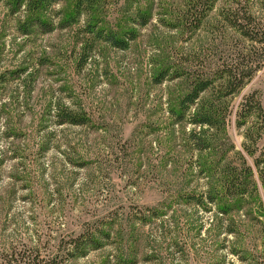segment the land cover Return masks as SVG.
Wrapping results in <instances>:
<instances>
[{"label": "rangeland", "instance_id": "obj_1", "mask_svg": "<svg viewBox=\"0 0 264 264\" xmlns=\"http://www.w3.org/2000/svg\"><path fill=\"white\" fill-rule=\"evenodd\" d=\"M119 1L97 10L119 11L118 26L137 29L126 49L86 45L81 31L85 16L61 28L72 0H56L48 8L42 19L52 23L50 32L36 27L28 34L21 30L28 15L24 6L15 9L14 0H0V260L6 243L28 251L38 242L46 253L44 244L49 239L52 243L57 232L78 230L84 219H101L108 210H117L102 220L110 236L69 264H116L122 217L133 240L121 249L135 264H264V192L259 181L263 204L248 198L228 216L215 205L164 202L169 182L196 190L206 185L190 169L196 150L183 142L192 125L176 122L168 110L183 88L181 80L169 74L161 83L154 81L167 59L209 73L235 43L228 46L227 39L236 33L229 27L226 32L224 14L236 13L240 21L249 16L263 30L260 0H217L200 27L190 31L169 24L187 9L188 0H142L150 12L143 26L123 22L125 1ZM253 91L264 115V59L229 101L227 131L241 151L245 130L237 128L235 110ZM57 105L86 114L89 122L58 124ZM263 117L252 114L245 124L260 132L258 147L264 146ZM42 137L47 140L44 148ZM114 155L118 161L108 173ZM246 158L253 163L251 156ZM83 161L85 166L77 164ZM164 176L173 181L163 184ZM151 207L159 215L143 223L141 217L146 219Z\"/></svg>", "mask_w": 264, "mask_h": 264}, {"label": "trees", "instance_id": "obj_2", "mask_svg": "<svg viewBox=\"0 0 264 264\" xmlns=\"http://www.w3.org/2000/svg\"><path fill=\"white\" fill-rule=\"evenodd\" d=\"M14 1L12 8L19 9L20 6H24L28 11L26 20L21 24L23 32L31 33L36 27L43 28L44 32L52 30V23L42 18L56 0ZM110 1L114 4L120 2L119 0H72V9L63 16L59 25L61 28L72 26L85 16L86 21L81 26V31L87 36L86 45L99 42L113 48L126 49L129 43L136 39L138 31L134 27L118 26V23H121L118 18L119 11L112 12L113 15L117 14L116 17H113L112 13L104 12L105 9H102L103 13L99 12V8L108 5ZM121 1H125V3L121 2L126 15L124 23L137 26L147 24L150 12L148 8L141 6L142 0ZM216 1L188 0L187 9L177 14L174 17L175 21L169 23L170 26L196 30L213 9ZM133 3L139 4L137 8L132 9ZM260 4L264 9V0H260ZM223 17L226 20V32H229L227 29L229 27L236 33L233 39H227L228 46L234 40L235 43L232 44L234 46L229 47L230 50H227L228 55L214 65L209 73L199 72V68L187 70L182 63L167 59L162 63L154 81L161 83L169 74V77L181 80L183 88L178 94L175 106L169 107L168 110L176 122L186 120L192 125L185 132L183 142L189 150H196L194 160L190 161V169L194 170L192 174L195 177L205 179L206 185L204 189L196 190L178 185L180 181L174 184L169 182L168 188L164 191L167 194L164 202L171 204L174 201L184 200L205 208L207 205H215L219 214L228 216L238 210L248 198L254 197L259 206L263 204L259 196L258 181L264 192V146H257V141L261 137L259 131H253L250 127L245 128L248 116L252 114L257 118L264 116L260 97L256 91L245 95L235 110L236 126L244 127L245 130L244 151L235 148L227 127L232 113L229 108L231 96L239 92L261 68L264 59V29H258L249 16L245 17L244 21H240L236 13L228 12ZM56 109L58 124L83 125L89 122L86 114L79 113L69 106L57 105ZM42 140L41 147L44 148L47 140L45 137H42ZM246 155L253 158L252 164L247 161ZM117 161L115 155L109 159L111 170L109 169L108 173H111L113 163ZM77 164L85 166L87 163L83 161ZM161 180L165 185L168 181H173L165 176ZM180 180H183L182 184L186 181L184 174ZM149 209L150 215L146 219L141 217L143 223L150 222L159 215L158 208ZM115 212L117 210H108L107 215L101 219L93 220L95 216L89 220L84 219L78 230L73 229L66 234L57 232L52 243L49 239L48 245L44 244L46 253L41 251L38 242L31 243L28 251L17 243H6L3 247L5 253L1 256L0 262L1 264H69L68 262L75 257L85 256L89 250L99 248L100 239L110 236L105 229L108 225L103 221H106V217L111 219V215ZM123 218L117 224L120 255L116 264H135V260L128 257L127 250L121 249L123 244L130 245L133 240V235H130L127 229L128 222L125 224L127 219Z\"/></svg>", "mask_w": 264, "mask_h": 264}]
</instances>
